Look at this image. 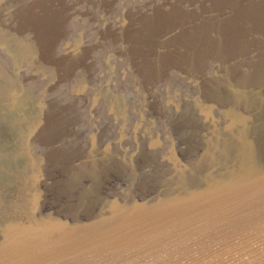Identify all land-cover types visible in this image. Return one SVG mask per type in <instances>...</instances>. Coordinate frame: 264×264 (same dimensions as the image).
I'll use <instances>...</instances> for the list:
<instances>
[{"label": "water", "instance_id": "95a60500", "mask_svg": "<svg viewBox=\"0 0 264 264\" xmlns=\"http://www.w3.org/2000/svg\"><path fill=\"white\" fill-rule=\"evenodd\" d=\"M0 264H264V0H0Z\"/></svg>", "mask_w": 264, "mask_h": 264}]
</instances>
